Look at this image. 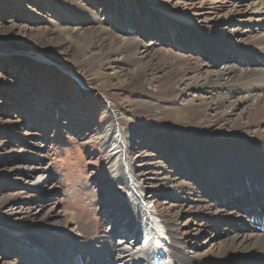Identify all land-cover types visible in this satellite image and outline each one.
I'll list each match as a JSON object with an SVG mask.
<instances>
[{
	"label": "bare ground",
	"instance_id": "obj_1",
	"mask_svg": "<svg viewBox=\"0 0 264 264\" xmlns=\"http://www.w3.org/2000/svg\"><path fill=\"white\" fill-rule=\"evenodd\" d=\"M230 1L234 3L223 0L191 3L189 5L193 7L190 11L177 6L170 11L155 7V22L159 21L163 25L157 26L156 30L162 33L165 27H170L179 33L177 35L174 32L175 35H167L166 38L154 35V46L143 45L141 38L150 34L143 30L142 22L138 26L142 29L139 35L128 26L122 32L123 36L114 34L102 27L101 22L97 23L101 25L98 31L91 29L92 32L62 24L52 28V35H57L56 45L66 49L64 54L68 55L70 50L75 52L74 67L77 70L84 69L91 80L100 82L99 88L103 92H108L110 87L114 91L113 95L120 99V103H113L114 96L106 95L114 107L112 112L105 108L106 122H102L98 135L101 136L99 141L104 147L103 159L108 171L101 182L93 177L96 188L90 192L94 193V190L106 185L111 190L119 186L125 188L127 207H122L119 216L113 217V205L103 209L106 215H111L108 221H116L115 226L128 221L123 236L132 238L135 248L127 250L123 247L125 239H119L116 243L111 241L112 236L122 232L121 227L106 230L98 236L90 234L89 224L73 211L64 216L71 228H57L52 223L51 232L48 226L40 224L42 222L14 230L12 226L17 225L19 220L4 221L0 225V236L14 239L18 247L16 251H24L21 252L24 262L28 259L27 264H60V261L62 264H153V257H160L159 261L167 260L171 264H264V227L255 222L256 219L264 218V0ZM116 3L114 0L115 7ZM218 10L221 11L218 18L223 21L222 24H219V20L212 23L211 18H201L214 15ZM118 13L121 14L117 11V17ZM110 19L114 21L112 25H120V17L116 19L113 12ZM187 32H192L188 38L191 37L190 41L196 43L195 57L186 55L187 52L185 54L184 51L188 48L180 46L188 39ZM235 38H241V43H234ZM89 39H92L91 43H88ZM222 41H229L230 44L220 49L218 43ZM164 43H168V49H163L165 56L154 54L160 62L154 66L155 69L153 65L148 67V62L153 59L151 52ZM199 53L202 54L201 57ZM34 58L56 65L44 54H38ZM145 60H148L147 63ZM58 66L64 73L74 75L85 86L84 80L75 75V72L74 74L72 70L68 71L59 64ZM154 70L157 77L151 73ZM115 77L118 79L114 83L112 78L114 80ZM150 88L153 89L149 90ZM128 90H142L146 107L151 110L160 107L162 119L175 125V131L181 129L173 138L163 135L158 142L166 146L162 156L164 162L167 165L173 161L179 163V176L175 174L171 178H164L168 181L166 183L160 182L164 179H155L158 185L150 192L144 185H139L140 180L144 181L146 173L138 168L134 170L130 161L123 157L126 134L117 131L113 121L115 119L121 124L120 119L127 117L117 107L123 106L124 101L120 97ZM139 99L133 105L139 104ZM130 110L136 120L138 109ZM236 110L240 111V115L234 116L229 124ZM134 125L140 127L134 133L146 131L141 122L137 121ZM210 144L214 146L209 148ZM180 161L184 163L180 164ZM199 162L203 171H200ZM159 170L161 173L166 172L162 167ZM186 172L192 175L193 186L178 183L181 177H186ZM201 175L207 176V184L200 183ZM251 177L254 178L253 183L246 186V179ZM39 182L40 180L29 187L34 188ZM174 183L179 184L177 188L181 190L180 193L184 190V195L195 197L191 201L195 202L196 213L193 215H200L203 220H207L202 226L208 228V224L217 220L223 227L229 225L232 228L233 231L228 230L233 235L227 240L228 245L193 258L182 251L188 238L192 236L190 232H186L184 236L177 234L179 229L176 221L181 219L183 205L158 202V193L163 191L160 188L166 187L164 192H172L176 187ZM120 190L111 197L119 196ZM145 192H149V195ZM202 194L206 196L202 197ZM250 194L252 196L249 197ZM102 196L100 199L105 200L106 195ZM25 201L28 202L26 205L36 207H44L49 203L48 199ZM250 201L255 207V217L249 215V220L245 221L244 215L248 218L251 211ZM210 204H214L216 209ZM229 208L232 210H225ZM107 225L101 218V226ZM182 227L187 228L186 224ZM38 236H52V241L44 240V244L60 246L66 253L69 252L71 259L68 261L67 258L60 257L58 260L54 255L46 256L47 251ZM211 239L213 238L209 242L215 246L216 242L210 241ZM91 241L97 242L98 246L101 244V248L94 247ZM65 242L72 243L68 251L63 245ZM75 244L80 250L73 253L71 248ZM90 250L96 255H92ZM115 253L122 257L115 259ZM25 255L30 257L25 260Z\"/></svg>",
	"mask_w": 264,
	"mask_h": 264
},
{
	"label": "rangeland",
	"instance_id": "obj_2",
	"mask_svg": "<svg viewBox=\"0 0 264 264\" xmlns=\"http://www.w3.org/2000/svg\"><path fill=\"white\" fill-rule=\"evenodd\" d=\"M116 1L117 6L115 7L114 0H0V60L2 59L0 61V225L4 221L10 222L17 219L19 223L12 226L14 230L30 227L33 226L31 223L39 222H42L40 224L43 226H48L50 232L52 223L57 228L65 226L67 229L69 226L64 216L73 211L89 224L90 234L98 236L106 230L121 227L122 232L112 236L111 241L116 243L119 239H125L123 247L127 250L135 248L134 240L123 236V230L128 221L115 226L116 221H108L111 215H106L103 209V207L113 205L111 208L112 215H115L113 217L119 216L122 207H127L125 204L127 198L124 197L125 188L119 186L120 188L115 187L116 189L111 190V187L106 185L100 186L99 190H94V193L90 192L96 188L93 177L101 182L108 171H106L108 167L103 159L104 147L99 141L101 136L98 135L103 126L102 122H106L104 111L107 108L112 112L113 103H120V99L113 95L114 91L110 87H108V92H103L99 88L100 82L91 80L84 69L77 70L74 67L75 52L70 50L68 55L64 54L66 49L64 46L56 45L57 35H52V28L62 24L66 27H81L87 32H92L91 29L98 31L99 26L102 25L108 31L123 36L122 32L128 26L132 32H137L136 34L139 35L142 29L138 26L142 22L141 27L150 34L141 38L143 45L145 47L154 46L156 40L153 39L156 35L166 38L167 35H175L174 32L177 35L179 33L175 28L170 27H165L162 33L156 30L157 26L163 25L159 21L155 22V7L170 11L177 6L190 11L193 6L189 4L204 0ZM223 1L234 3L230 0ZM117 11L121 13H118L120 25L115 26L114 23L112 25L114 21L110 19V15L113 12L118 19ZM220 13L221 11L218 10L214 15L201 18H211L212 23L219 20V24H222L223 21L218 18ZM123 14L125 16H122ZM98 22H101V25H97ZM121 22H124V25ZM190 33L192 32L186 33V38L191 36ZM189 38L184 40L180 46L188 48L184 51L185 54L187 52L186 55L195 57L197 56L196 43L190 41ZM240 40L241 38H235L234 43H241ZM87 41L91 43L92 39ZM228 44H230L229 41H222L218 43V46L221 49ZM167 45L168 43H164L161 47H155L151 52L153 59L148 62V67L153 65L155 69L154 66L160 62V59L154 54L165 56L163 51L168 49ZM38 54H44L56 65L34 58ZM201 55L199 53L200 57ZM147 61L145 60V63ZM58 64L68 71L75 72V75L84 80L85 86L80 84L78 79L73 77L74 75L64 73ZM155 72L156 70L151 73L157 77ZM115 78L114 80L112 78L114 83L118 79ZM141 91L123 92L120 97L124 101L123 106L120 105L117 109L120 113H125L127 117L120 119L121 124H118L119 122L115 119L113 121L117 131L126 134L123 157L130 161V166L134 170L138 168L146 173H144L146 175L144 181L140 180L139 185L141 187L144 185V188H148L150 192L155 190L154 186L158 185L155 179L171 178L180 172L179 163L173 161L167 165L164 162L162 156L166 146L158 142L161 141L163 135L173 138L181 129L175 131V125L170 124L167 119H162L160 107L156 110L148 109L143 103L145 99ZM107 94L114 96L113 103L107 100ZM136 99H139L140 103L133 105ZM130 108L138 109L139 114L136 120ZM239 115L240 111L236 110L229 124L234 120V116ZM137 121L146 127V131L134 133L140 128L139 125L138 127L134 125ZM213 146L214 144H210L208 147ZM182 163L184 162L180 161V164ZM198 164L200 171H203L202 164L200 162ZM160 167L166 172L162 170L165 173H161ZM184 175L186 177H181L178 183L193 186L191 174L186 172ZM199 178L200 183L207 184V176L201 175ZM251 178L246 179V186L253 183L254 178ZM38 180H40L38 185L31 188ZM160 182L168 181L164 179ZM176 183H174L176 187L172 192H164L166 187L160 188L163 191L158 193V202L183 205L181 219L176 221V227L179 229L177 234L184 236L186 232H190L192 236L188 238L182 251L193 258L195 255L204 256L212 250L215 252L225 247L227 240L233 236L230 233L233 231L232 228L229 225L223 227V224H218L217 220L208 224V228L202 226L207 220H203L200 215H193L196 209L194 208L195 202L191 201H194L195 197L184 195V190L180 193L181 190L177 188L179 184ZM119 190L121 192L119 196L111 197ZM149 192L145 194L149 195ZM102 195H106L105 200L100 199ZM201 196L204 197L206 194ZM28 199L33 202L48 199L49 203L44 207L29 206L25 201ZM251 201L249 203L251 211L248 213V218L244 215L245 221L249 220V215L255 217L253 212L255 207ZM210 205L214 210L216 209L214 204ZM101 218L108 224L107 227L101 226ZM185 224L187 228L184 229L182 226ZM210 234H212L211 237ZM210 238H213L210 241L216 242L215 246L209 242ZM39 240L43 241L41 245H44L47 251L46 256L54 255L58 260L60 257L67 258L68 261L71 259L69 252L66 253L60 246L44 244V240L52 241V236L41 237ZM223 240H226L225 243L221 242ZM63 245L68 251L72 243L65 242ZM92 245L98 246L97 242H92ZM73 246L71 248L73 253L80 250L76 244ZM98 247L101 248V244ZM16 249L18 247L13 238L0 236V264H27V258L30 256L25 255L27 261L24 262L22 259L24 255L21 256L23 249L20 252ZM91 254L96 255V253ZM113 257L117 259L122 256L115 253Z\"/></svg>",
	"mask_w": 264,
	"mask_h": 264
}]
</instances>
